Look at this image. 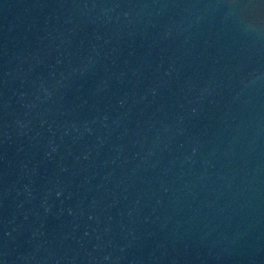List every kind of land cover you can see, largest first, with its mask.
<instances>
[{"label":"water","instance_id":"1","mask_svg":"<svg viewBox=\"0 0 264 264\" xmlns=\"http://www.w3.org/2000/svg\"><path fill=\"white\" fill-rule=\"evenodd\" d=\"M0 264H264V0H0Z\"/></svg>","mask_w":264,"mask_h":264}]
</instances>
